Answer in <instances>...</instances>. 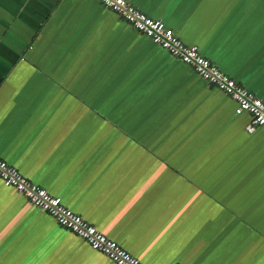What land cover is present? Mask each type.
Listing matches in <instances>:
<instances>
[{
  "label": "crops",
  "instance_id": "obj_1",
  "mask_svg": "<svg viewBox=\"0 0 264 264\" xmlns=\"http://www.w3.org/2000/svg\"><path fill=\"white\" fill-rule=\"evenodd\" d=\"M264 102V0H127ZM99 0H0V158L144 264H264V127ZM0 264H115L0 179Z\"/></svg>",
  "mask_w": 264,
  "mask_h": 264
},
{
  "label": "built area",
  "instance_id": "obj_2",
  "mask_svg": "<svg viewBox=\"0 0 264 264\" xmlns=\"http://www.w3.org/2000/svg\"><path fill=\"white\" fill-rule=\"evenodd\" d=\"M99 1L120 15L139 33L165 49L171 56L192 66L209 84L231 97L237 105L236 113H248L251 117L250 123L246 127L248 133H254L258 128L264 127V102L253 92L225 74L210 59L205 57L198 47L186 45L163 20L149 17L127 0ZM0 179L5 186L14 188L32 205L54 217L61 227L78 235L92 249L103 253L115 264H144L117 242L109 239L96 226L69 209L61 198L33 183L24 177L18 169L1 158Z\"/></svg>",
  "mask_w": 264,
  "mask_h": 264
}]
</instances>
